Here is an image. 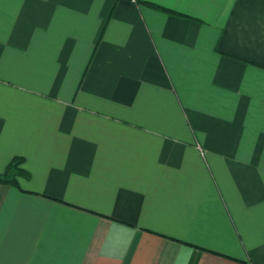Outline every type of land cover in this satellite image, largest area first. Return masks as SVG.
I'll list each match as a JSON object with an SVG mask.
<instances>
[{
    "label": "crops",
    "instance_id": "crops-1",
    "mask_svg": "<svg viewBox=\"0 0 264 264\" xmlns=\"http://www.w3.org/2000/svg\"><path fill=\"white\" fill-rule=\"evenodd\" d=\"M15 157L0 264H264V0H0Z\"/></svg>",
    "mask_w": 264,
    "mask_h": 264
},
{
    "label": "trees",
    "instance_id": "trees-1",
    "mask_svg": "<svg viewBox=\"0 0 264 264\" xmlns=\"http://www.w3.org/2000/svg\"><path fill=\"white\" fill-rule=\"evenodd\" d=\"M139 5L150 7L154 10L163 12L164 14H168L170 16H178V17H188L184 14L178 13L174 10L164 8L160 5L151 4V2L146 1H138ZM23 164V160L20 159V157H15L12 159V162L8 166L7 171L5 174L0 175V184H10L13 186L18 187V181L17 178L22 175V177H29V173L26 172L21 166Z\"/></svg>",
    "mask_w": 264,
    "mask_h": 264
}]
</instances>
